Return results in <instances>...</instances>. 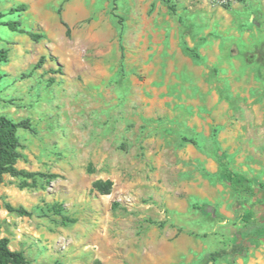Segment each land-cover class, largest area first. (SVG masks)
Returning <instances> with one entry per match:
<instances>
[{"label":"rangeland","instance_id":"obj_1","mask_svg":"<svg viewBox=\"0 0 264 264\" xmlns=\"http://www.w3.org/2000/svg\"><path fill=\"white\" fill-rule=\"evenodd\" d=\"M0 13L22 29L0 25V115L33 129L17 132L15 167L54 176H3L10 248L30 264H200L228 247L250 199L217 154L264 183V0H0ZM234 264H264V243Z\"/></svg>","mask_w":264,"mask_h":264},{"label":"trees","instance_id":"obj_2","mask_svg":"<svg viewBox=\"0 0 264 264\" xmlns=\"http://www.w3.org/2000/svg\"><path fill=\"white\" fill-rule=\"evenodd\" d=\"M245 1V0H239ZM169 9L175 12V8L170 4ZM25 5H19L11 8L6 14L25 11ZM6 14L0 13V25L7 27L13 32H22L19 21L3 20ZM61 23L67 27L61 19ZM32 38L36 37L31 35ZM194 56L195 51L188 49ZM6 60V50H0V62ZM3 75L0 74V80ZM33 131L31 122L28 119L13 121L7 116L0 115V183L5 174L12 177L35 180L36 177H54L43 173L27 172L15 167L18 159L23 155L20 152V143L17 137L19 129ZM217 161L220 169V177L224 183L236 192L244 193L249 197L250 203L242 216V226L234 233V238L228 247L218 251L207 253L200 264H217L220 260H227L228 264H234L237 258H243L247 255L250 248L259 243H264V183L255 182L252 179L235 172L230 166L227 158L219 153ZM113 188L111 180L97 179L92 183V189L100 195H109ZM8 211L17 212L20 215H28L23 208H13L6 206ZM55 214L59 215L62 220L70 221L62 214L60 206L54 208ZM0 264H30L21 251H14L10 248L9 240L6 237H0ZM52 264H61L55 261Z\"/></svg>","mask_w":264,"mask_h":264}]
</instances>
